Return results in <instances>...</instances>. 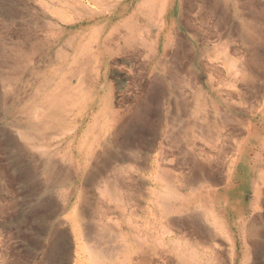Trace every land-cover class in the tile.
I'll return each instance as SVG.
<instances>
[{
  "label": "rangeland",
  "instance_id": "1",
  "mask_svg": "<svg viewBox=\"0 0 264 264\" xmlns=\"http://www.w3.org/2000/svg\"><path fill=\"white\" fill-rule=\"evenodd\" d=\"M140 1L103 0L96 6L93 2L92 5L89 4L87 0H83V2L80 0H0V264H72L73 258H75L73 238L70 236V240L65 241L66 244L59 241L57 246L55 243L58 241L55 237L56 230L69 227L63 216L71 211V208L62 211L64 213H56V215L50 210L51 205L54 204L51 202L60 200L55 197L58 196L60 187L51 189V186L44 182V177L39 171V165L43 160L42 156L39 152L30 149L19 138L18 131L24 126L35 123L32 120V115L29 114L30 107L37 101L35 90L39 82L49 76L56 65L57 52L63 48L69 49L70 45L67 38L75 34L89 36L95 27L101 28V26L107 32L111 26L132 14ZM200 1L190 0L181 5L176 0L174 6L165 13L166 21L175 20L176 22L178 14L182 13V17L186 21L188 20V24H191L195 29V33H189V36H197L193 50L187 53L191 48L187 33L190 30L186 31L187 29L183 30L182 28L180 30L185 36L184 40L181 42L174 41L168 47L169 54L165 60L170 72H174L180 65V67H183L184 64L189 66L190 72L187 78L193 82L192 85L190 84L191 88L186 87L183 81L177 82L176 77L174 81H171L167 75L164 79H167L166 81L159 82V79L163 80V78L159 65H156L153 70V91L156 90V93L143 97L146 91L147 76L141 67V56L139 55L140 59L136 55L125 58L123 54H116L108 58L106 63L101 62L100 65L95 63L93 67L88 69V77L93 79L95 87L90 92L92 98L88 95L84 98L89 101V98L93 100L94 97L102 95V88L105 86L107 91L112 92L115 106L121 110L132 109V105L135 102L139 104L140 100L141 102L149 101L148 104L151 107L150 121L144 120L146 122L144 125L141 123L133 133L129 132L130 141L126 145L132 142L136 149H140L137 150L141 157H145L148 153L147 156L151 159L152 155L158 151L155 144L158 141H164L163 138L165 137L161 131L165 129L169 132L172 131L169 135L173 136L168 138L172 145L175 142L177 147L182 145L179 149H182L183 153L180 151L181 154L179 153L177 156L184 157L187 161L186 164L182 165L181 170L183 172H189L191 169L189 165H192V162H195L196 165L202 164L201 167H204V171L210 176L208 181L211 182L208 185L210 186L211 200H214V205L218 206L217 209L226 210L228 233L216 230L211 222L212 219L199 212V221L201 226L203 225L201 229L203 228V231L209 233L205 237L213 236L214 238L211 237V239H215V241L208 240V243L200 246V255H203L201 256L203 260L201 264H264V0H218V12L227 15L226 17L231 20L228 24L227 22L223 23L224 28L221 26V32L226 29L229 33V46H231L228 47L229 55L239 58V64L242 65L241 73L243 76L236 75V78L225 65L222 57L217 55L218 47L214 46L217 37L211 31V20L205 18L208 14L203 9L200 12L201 14L204 12L202 15L205 17L200 14L198 16L196 13V4ZM86 3L87 6H85ZM202 7L206 9L203 3ZM72 9L73 11H71ZM200 17L201 19H199ZM48 18L57 24V28L52 27L47 22ZM118 28H120L119 33L124 32L122 26ZM234 28V35H232L230 31L231 29L233 31ZM156 32L157 28L152 27V33ZM212 36L215 39H212ZM186 38L187 44L184 45ZM206 38L209 40L208 42ZM90 45L93 47L92 44ZM179 52H181L180 55ZM181 54L186 55L181 57ZM243 63L246 67H243L245 66ZM168 76H170L169 72ZM158 83H163V86L158 88ZM194 84L198 86L200 95L197 90H193ZM91 100L89 104L87 101L85 110L80 109V103L76 102L77 106L70 109L65 119V125H63L65 127L62 130H65L63 132L65 134L56 136L58 132L56 131L54 134L56 137L53 135L55 138L51 137L48 141L51 140V143L62 147L71 139L75 144L79 139L81 140L83 131L89 124V117L100 108L96 103L90 105ZM138 106L142 108L143 105ZM36 114H41V111L39 110ZM166 115L167 119L164 117ZM175 125L176 128H174ZM177 126L178 131H176ZM174 130L176 132H173ZM72 131L74 132L72 133ZM99 136L101 141L107 137L104 133H100ZM88 140L90 141V139ZM178 142L182 144L179 145ZM214 142H217L218 145ZM116 143L124 144L121 141H110L109 146L106 144L104 149L100 146L96 149L97 152L99 151L98 156L95 155L94 158L88 159L86 162L82 161L78 171L79 173L83 172V175L75 176L72 186H80V188L84 187L85 190H90L87 188L88 185L84 183L89 169L92 166L102 165L101 159L105 157L107 152L112 153L114 151L115 153L118 151ZM74 159L76 158L74 157ZM77 162L67 164L65 161L58 162L60 163L57 164L59 173H65L60 168L61 166L73 171L74 168L78 167ZM93 169L96 170V168ZM99 169L101 170V168ZM136 173H132L134 174L132 175L133 183L136 184V181L144 182L140 188L144 196L138 197L136 204H142L144 207L152 199V196L146 197V187L157 190L161 188L162 184L154 183L155 181L153 182L149 177H146L148 170L137 171ZM151 176L153 177V175ZM72 186L70 188H73ZM54 190L57 192H53ZM83 193L81 192L80 198H82L81 196L84 197ZM87 193L92 198L96 196L93 190L87 191ZM224 196H226V201H224ZM48 204L50 206L47 208ZM150 207H152L151 204ZM193 207L200 209L198 206ZM193 207L191 209L195 210ZM59 217L63 220H59ZM239 217L244 219L241 224L239 222L237 225ZM142 221L140 218V225L146 223ZM233 222L235 223L233 224ZM59 223L61 224L60 227ZM104 223H107V226L116 227L113 225L115 224L114 214L113 217L111 214L109 222L104 221ZM208 224L209 227H207ZM155 228L156 231L153 235L161 237L159 226L156 225ZM114 229L112 233H106V230H104V234L101 232L100 235L106 239L102 240L104 247L117 244L119 238L113 237L115 236ZM190 229L185 230L186 235H189ZM49 236L51 237L48 238ZM215 236L217 237L215 238ZM244 242L248 246L247 254H244L243 251ZM9 244L11 247L8 246ZM46 252L50 253L47 254ZM68 256L69 258H67ZM51 260L52 262H50ZM217 261L218 263H216Z\"/></svg>",
  "mask_w": 264,
  "mask_h": 264
},
{
  "label": "bare ground",
  "instance_id": "2",
  "mask_svg": "<svg viewBox=\"0 0 264 264\" xmlns=\"http://www.w3.org/2000/svg\"><path fill=\"white\" fill-rule=\"evenodd\" d=\"M81 1L83 2V0H80V2ZM102 1L103 0H87L89 4L93 2V4L96 6L98 5L97 3H101ZM175 1L176 0H141L135 10L132 11V14H129L121 21L117 22L116 25L111 26V28L107 32L106 30L102 29L101 26V28L95 27L93 32L90 33L89 36H81L79 34L69 36L67 38V42L70 45L69 49L63 48L60 49L59 52H57V63L53 67L50 75L45 77L40 82L38 81L39 84L35 90V98L37 99V101L32 107H30L29 111V114L32 115V120L35 123L29 126H24L18 131L19 138L23 140V142L30 149L39 152V154L42 156L43 160L39 165V171L44 177V182L47 185L49 184V186H51V189L53 187L56 189L57 187H60L59 189L61 190V192L60 190H58L59 194L58 196H55L60 200L51 202L52 204H54L51 205L52 209L50 208V210H52L56 215V213L71 208V211L63 216L64 220L68 222L69 227H62L59 228L58 231L56 230L55 237L58 241H56L55 243L57 246L59 244V241L66 244L67 242L65 243V241H68V239L70 240V236L73 238L72 241L74 242L75 258H73L72 264H201V262L203 261L201 259V256L203 255H200V246H202L204 243H208V240H212L211 237L213 236L205 237L208 236L209 233L203 231V228L201 229L203 225L201 226L199 221V212L202 213L205 217H210L209 219H212L211 222L214 224L216 230L222 233H228L225 213L226 210L224 211L221 208L217 209L216 207L218 206L216 204L214 205V200H211L212 197H210L209 194L210 186L208 185V183L211 182L208 181V177H210L208 176L209 174L207 175L204 171V167H201L202 164L196 165L195 162H192V165H189L191 169L188 173H185L181 170L182 165L187 163L184 157L180 158L177 156L180 151H182V149L179 148H181V144L183 143V141L180 144L178 142V144L181 145L180 147H177L175 145L176 142H173L174 144L172 145V142L168 139L169 136H173L169 135V133H172V131L169 132L168 130L162 129L161 133L163 137H165L163 138L164 141H158L157 144H155V146L158 147V151L156 154L152 155L153 157L151 159L147 156L148 153L147 155L144 154L146 155L145 157H141L138 154L137 150L139 148L136 149V146L132 145V142H130L129 145H126L127 142L130 141L128 138L129 132L133 133L141 123H143L144 125L146 123L145 121H150L151 107L148 104L150 103L149 101L141 102L140 100L141 103L139 102L138 104V102H135L134 105H132V109L121 110L119 109V107L115 106L116 104L114 103L112 92L107 91L104 88L105 86H103L102 88V95L96 96V98L94 97L93 100H91L92 95H90V92L91 89H94L95 84L93 83V79L88 77V69L93 67L95 63L96 65H100L101 62L106 63L108 58L116 54H123L125 55V58H131L134 57V55L141 56V67L143 68L144 73L147 76V82L145 83L146 91L144 92L143 97L145 95H153L154 93H156V90L155 92L153 91V70L156 65H159L162 75L161 77L163 78V80L159 79V82L166 81L167 79H164L167 75L168 79L170 77L171 81H174L175 77L177 82L183 81L184 84H186V87H190L191 83L193 84V82H191L189 78H187L189 76L188 73L190 72L188 65L184 64V66L182 65L183 67H180L181 65H178L179 67L175 69L174 72H170L167 69V65L165 62L169 54L168 47L171 46L174 41L181 42L182 40H184L183 38L185 36L183 33H181L180 29H187L186 31L190 30L187 32L188 36L190 35V32L192 34L195 33L194 27L191 24H188V20L186 21L185 18L182 17V13L178 14L177 22L175 20L166 21L165 13L174 6ZM177 1L179 4L183 5L190 0ZM195 1L197 2L198 0ZM200 2L196 4V13L198 14V16L200 14L202 17H205L202 15L204 12L208 14V16L205 18L211 20V31L213 32V35L217 37L215 39L212 36V39L217 40L216 44L214 45L215 47H218L217 55L222 57L223 62L234 75V78H236V75L243 76L241 73L242 65H240L241 63L239 64L240 59L236 58V56L232 57L229 55L228 47H231L229 46V33L228 31H226V29L225 31L221 32V26H223L224 28V24L226 22L228 24L229 22H231V20L226 17L227 15L225 16V14H221L218 12V0H201ZM202 3L205 5L206 9L202 7ZM85 6H87V3L85 4ZM73 9L71 11H73ZM201 9L204 10L202 14L200 12ZM51 18H48L47 22L50 23L52 27L57 28V24H55ZM199 19H201V17ZM121 26L124 30L123 33H119L120 28L118 27ZM152 27L157 28L156 33H152ZM210 28H208V30H210ZM234 31L235 28L233 31L231 29L230 32L232 33V35H234ZM187 38L183 43L184 45L187 44ZM189 38L191 42V45L189 47L191 48L187 51V53L193 50V48L195 47L197 36H189ZM206 40L207 42L209 41L207 38ZM90 44H92L93 47ZM177 44L180 45L181 43ZM180 53L181 52H179V55ZM176 54L178 56V52ZM186 54H181V57L185 56ZM140 56L137 58L140 59ZM18 61H21V59H18ZM243 67H246V65ZM228 69L227 71H229ZM168 72L170 73V76H168ZM162 84L158 83V88H160V86H163ZM192 87L193 90H197L198 94L200 95L198 86L194 84ZM142 88L144 89V87ZM85 92L86 94L84 95ZM86 95H88V97L91 96V98H89V101L91 100L90 105L96 103V105L98 107L100 106V108L99 110L95 109L96 112L93 111L94 113L89 117L90 121L83 131L82 139H79L76 144L71 139L67 141L66 144L62 147L58 144L51 143V140L48 141L49 139H51V137L55 136L54 134H56V131H58L56 136L65 134L63 133L65 130L62 131L65 127L63 126L65 125V119L67 118V114L70 109L77 106V104H75L76 102L80 103V109H86L88 101V99L84 98ZM148 98L149 100H151L150 96H148ZM211 103H213L212 100ZM140 104L143 105L142 108H139L138 105ZM39 110L41 111V114L38 115L36 113H38ZM164 117L165 119H167V115ZM166 121L167 120H165V122ZM182 124L185 125L184 123ZM178 126L176 131H178ZM82 128L84 127L82 126ZM174 128H176V125ZM181 128L183 129V127ZM109 131L111 132L109 133ZM176 131L174 130L173 132ZM73 132L74 131H72V133ZM100 133H104L109 138L105 137L104 140L101 141V138L99 136ZM88 139H90V141ZM110 141H121L124 144L120 145L116 143L118 151H116L115 153L114 151H112V153L107 152L105 154V157L101 159L102 165H94L95 167L92 166L89 171L87 170L88 174L86 175L84 183L88 185L87 188H90V190L94 191L96 196L92 198L91 195H87V191L90 190H85L84 187L80 188V186H72L74 185L73 178L78 174L83 175V172L79 173L78 171V168L82 164V161L86 162L88 159L94 158L95 155L98 156L97 153L99 151L97 152L96 149L99 146L104 149L106 144H108L109 146ZM214 143L216 144L217 142ZM107 150L108 148L106 149V151ZM181 153H183V151ZM74 157L76 159H74ZM60 161H65V164L78 161L76 163L78 164V167L74 168L73 171H70L66 167L64 168L61 166L60 168L65 171V173L61 174L59 173L60 171L58 170L57 165L60 164L58 163ZM196 163L198 164V162ZM93 168H96V170L94 171ZM99 168H101V170ZM142 170H148V176L146 177H149L151 180H153V182L155 181L154 183L159 182V184H162L161 188L159 187L160 189L156 188L157 190H151V188L146 187V197L152 196V199H150L149 204L143 203L145 204L144 207L142 206V204H136L138 197L141 198L143 195L141 191L142 189L140 190V188L142 187V183L144 182H138L135 180L136 184H134V178H132V175H134L132 174L133 172L136 173L137 171ZM151 175H153V177ZM71 186L73 188H70ZM53 192L57 191L54 190ZM81 192H84L83 195L85 198L83 196H81L82 198H80ZM256 194L258 196L257 190ZM226 200V196H224V201ZM150 204L152 205V207H150ZM48 206H50V204L47 205V208ZM193 206H198V208L200 207V209H197ZM191 207L195 208V210L191 209ZM111 214L112 217L114 214L115 224L113 225H116V227H110L106 225L107 223H104V221H110ZM140 218L141 221L143 218V221L146 223L140 225ZM243 219V217H239V221L237 220L238 223L236 224L238 225L239 222L241 224L243 222ZM59 220L63 219H60L59 217ZM234 223L235 222H233V224ZM209 224L207 227H209ZM156 225L159 226L161 230L160 232L158 228L161 237L153 235L156 231ZM60 226L61 224L59 225V227ZM188 228H191V232L189 231V235H186L187 233L185 232V230ZM113 229L115 230V236L113 237L119 238L118 240L116 239L117 244L109 247L107 245V247L105 246V248L102 244V240L104 239V237L100 234L101 232H103L104 234V230H106V233H112ZM237 235L239 236V234ZM50 237L51 236H49L48 238ZM216 237L217 236H215V238ZM111 239L114 240V238L112 237ZM212 241H215V239H213ZM68 244L70 243L68 242ZM8 246H10V244ZM243 246V251L245 252L244 254H247L248 246L245 244V242ZM217 249L218 248L216 247V250ZM210 251L212 250L210 249ZM67 258H69V256ZM50 262H52V260ZM216 263H218V261Z\"/></svg>",
  "mask_w": 264,
  "mask_h": 264
}]
</instances>
